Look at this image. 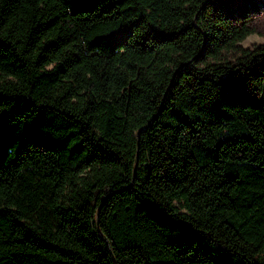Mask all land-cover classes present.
I'll return each mask as SVG.
<instances>
[{
    "label": "trees",
    "instance_id": "obj_1",
    "mask_svg": "<svg viewBox=\"0 0 264 264\" xmlns=\"http://www.w3.org/2000/svg\"><path fill=\"white\" fill-rule=\"evenodd\" d=\"M257 12L0 0V264H264Z\"/></svg>",
    "mask_w": 264,
    "mask_h": 264
},
{
    "label": "rangeland",
    "instance_id": "obj_2",
    "mask_svg": "<svg viewBox=\"0 0 264 264\" xmlns=\"http://www.w3.org/2000/svg\"><path fill=\"white\" fill-rule=\"evenodd\" d=\"M258 12L252 14L251 27L254 33L239 43L242 49H256L264 45V0H256ZM235 53L228 55L229 59H233Z\"/></svg>",
    "mask_w": 264,
    "mask_h": 264
}]
</instances>
